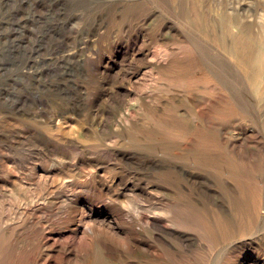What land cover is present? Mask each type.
<instances>
[{
    "label": "rangeland",
    "instance_id": "1",
    "mask_svg": "<svg viewBox=\"0 0 264 264\" xmlns=\"http://www.w3.org/2000/svg\"><path fill=\"white\" fill-rule=\"evenodd\" d=\"M235 38L262 63L248 72L233 59ZM262 40L264 0H0V216H47L60 244L75 226L68 206L103 231L98 252L28 232L0 258L162 264L118 219L131 191L148 188L186 209V233L209 246L144 233L169 264H264ZM65 178L73 191L58 193ZM33 200L55 208L35 213Z\"/></svg>",
    "mask_w": 264,
    "mask_h": 264
},
{
    "label": "bare ground",
    "instance_id": "2",
    "mask_svg": "<svg viewBox=\"0 0 264 264\" xmlns=\"http://www.w3.org/2000/svg\"><path fill=\"white\" fill-rule=\"evenodd\" d=\"M261 43H264V40H262ZM250 48V44L242 43L238 41L237 38H235L233 44L226 46V52L233 59L237 60V62L242 63V67H244L246 71L249 72L250 67L248 66H250L251 63L254 65L257 64L256 66H258L262 63L263 59L260 55V52H257V54L254 55ZM258 78H260V76H258ZM170 137L177 138L179 136L175 133H170ZM7 175H9V172H7ZM106 181L111 182L112 179H107ZM228 183L231 182L228 181ZM93 184L95 185L97 182L93 181ZM73 186L74 185L65 178V180H63L62 183H59L56 188L58 193L63 192L67 194L73 191ZM136 192V190H132V196H129L127 200L121 203L122 206H120L121 208L119 209L118 219L120 221L123 220V226L130 236V239L134 243L137 252L148 255L149 257L154 258L156 261H160L159 263L169 264L168 255L163 253L162 250L153 244L141 240L143 234L149 232V230L162 231L164 234L170 235L179 240L177 244L181 246L188 244L209 249L208 244L202 239L199 237L190 238V236L186 233V229H189V226L186 225L187 223H185L186 209H183L181 205H176V202L174 204L169 198L158 197L155 191H152L148 188L140 189L139 192ZM37 201L39 200H33L32 204L30 205H33ZM47 201L49 200L47 199ZM152 201L155 203H148ZM263 203L264 201L262 198L258 200V213H260L259 211L263 206ZM169 204L175 206L173 208H169ZM48 205L49 206H46V202L42 204L35 203L34 212H39L45 206L46 209L55 208V203L50 204L49 202ZM65 209V212L68 216L66 223H74L75 226L73 228L71 225L67 227L68 231L64 233V235H66V239L60 244L58 243L59 234H54L52 231L47 232L50 227L47 228L46 224H50L51 227H57V222L53 221V219H50L47 216L42 222L36 216L32 215L28 217L27 220H24L22 224H16L14 226L10 224V221H12L10 217L6 218L0 216V253H2V250L5 246L7 247V245L12 244L16 245L14 246L18 251H22L27 245L24 236L28 232H31L32 234L38 232L40 235L38 236V241L41 245H46L47 240L48 242L51 241L52 245H49L51 249H56L58 247L60 250L66 251L68 250L67 246L71 244V241L79 239L82 244H87L92 248H95L98 252V239L102 236L103 231L87 222L84 210H79L76 216L71 217L68 206ZM177 214H180L182 218H177ZM137 227H139V229H137ZM21 238H23V240H21ZM162 240L164 241L162 246L166 250L169 249V247L172 249L175 248L173 243H169L165 239ZM74 249L73 251H75ZM40 259L41 258H32L31 264H39ZM169 259H171V257ZM0 264H14V262L13 260L12 263L11 261L9 262L8 258H0Z\"/></svg>",
    "mask_w": 264,
    "mask_h": 264
}]
</instances>
